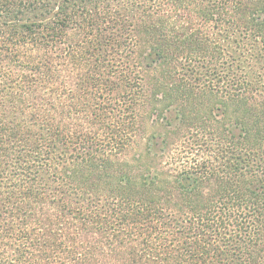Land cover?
<instances>
[{"label": "trees", "instance_id": "trees-1", "mask_svg": "<svg viewBox=\"0 0 264 264\" xmlns=\"http://www.w3.org/2000/svg\"><path fill=\"white\" fill-rule=\"evenodd\" d=\"M0 264H264V0H0Z\"/></svg>", "mask_w": 264, "mask_h": 264}]
</instances>
